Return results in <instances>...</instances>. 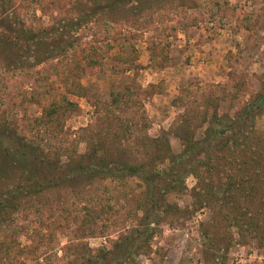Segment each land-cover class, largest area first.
Returning <instances> with one entry per match:
<instances>
[{"label":"rangeland","instance_id":"obj_1","mask_svg":"<svg viewBox=\"0 0 264 264\" xmlns=\"http://www.w3.org/2000/svg\"><path fill=\"white\" fill-rule=\"evenodd\" d=\"M110 3L111 0H10L9 16L0 23V27L3 24L14 31L20 27L17 21L35 30L59 28L48 33L47 44L31 49L24 58L6 46L0 47V129L5 127L23 141L24 137L38 140L51 161L48 167L86 162L82 155L89 143L78 139L81 129H96L98 114H104V108L110 105L111 94L126 86L137 93V102L122 114L138 124L136 135L141 133L139 128L144 122L150 140L146 147L139 143L137 148L121 152L133 163L152 160L159 154L154 139L168 140L171 148L179 151L183 145L178 134L189 131L195 138L202 136L206 126L202 114H209L208 120L215 114H242L247 103L261 94L264 0H142L112 10L106 8ZM85 10L90 14L74 30L75 20ZM65 22L70 23L69 28L60 27ZM56 44V58L33 63ZM153 48L159 53L155 61L151 60ZM83 52H90L99 61L81 72L84 94L77 96L67 92L64 79L61 74L55 77V71L62 62H69L70 55L81 58ZM120 54L127 60H122ZM16 58L26 63H12ZM180 95L185 96L184 103L173 105L172 100ZM63 97L75 102L76 109L66 112L61 133L38 139L34 131L28 130L30 122ZM252 110L258 115L262 107ZM259 127L264 131V119L259 120ZM118 156L119 151H114L113 157ZM194 182L188 175V187ZM102 185L96 180H81L73 186L47 189L35 199H23L21 210L12 212L14 224L54 235L52 239L48 235H35L30 240L21 237L20 243L31 250L28 255L18 256L14 264H82L80 253L74 251L76 246H87L93 252L103 246L110 248L135 221L133 213H129V202L122 201L116 223L104 235L76 238L73 231L78 223L64 211L68 207L72 212L76 200L82 202L89 193L100 194ZM175 200L181 208H191L188 194ZM210 217L207 207L168 217L151 240L149 255L139 256L140 264H264V242L260 245L248 235L247 242H237L235 229H229V221L221 215L211 226L219 238V247H211L200 234L201 223Z\"/></svg>","mask_w":264,"mask_h":264},{"label":"trees","instance_id":"obj_2","mask_svg":"<svg viewBox=\"0 0 264 264\" xmlns=\"http://www.w3.org/2000/svg\"><path fill=\"white\" fill-rule=\"evenodd\" d=\"M141 1L111 0L106 8L112 10L124 7L129 2ZM9 12L10 0H0V23L7 20ZM84 12L75 20L74 30L90 14L86 10ZM17 25L20 27L16 31L1 25L0 47L6 46L12 53L23 55V58L31 49L47 44L49 32L59 30L50 27L35 30L19 21ZM60 25L66 29L70 23ZM58 48L56 44L52 49H46L41 53L43 57H38L33 63L56 58ZM158 54L153 48L151 60L155 61ZM119 57L127 60L121 54ZM68 59L69 62H62L56 68L55 77L61 74L67 92L83 96L81 72L99 60L92 58L90 52H83L81 58L73 54ZM128 59L131 60L130 57ZM15 62L26 63L21 58H16L12 63ZM158 63L163 65L162 61ZM136 96L137 93L129 86L112 93L110 105L104 108V114H98L97 130L93 126L81 129L78 139L89 143V149L82 155L86 159L84 164L78 160L75 166L66 164L50 168L51 161H48L38 140L35 142L24 137L23 141L20 136L10 134L5 127L0 129V264H14L18 256L29 254L31 247L23 246L21 237L30 240L35 235L40 238L48 235L49 239L53 238V232L43 234L40 229L29 231L28 226L14 224L12 212L21 210L22 200L35 199L47 189L65 184L73 186L81 180H96L103 185L100 194L89 193L82 198V202L76 200L72 212L64 207V211L70 215L68 217L72 216V221L78 223L73 231L76 238L97 233L104 235L116 223L115 215L122 201L130 203L132 208L129 213L132 212L135 217L128 231L114 240L110 248L103 246L93 252L87 246H76L74 251L80 253L82 264H140L139 256L149 255L151 240L162 222L174 214L196 212L204 207L210 210L211 217L201 223L200 234L211 247H219V238L211 229L218 215L229 221V229H235L237 242H247V235L260 245L264 242V131L259 127V120L264 119V84L261 94L247 103L246 111L242 114H215L212 120H208L209 114H202L206 126L201 137L195 138L189 131L178 134L183 145L179 151H174L168 140L161 142L154 139L159 154L152 160L139 163L122 157V153L137 148L139 143L146 147L149 140L144 122L141 124L143 127L139 128L141 133L136 135L138 124L133 118L122 114L135 106ZM184 99L185 96H177L172 104L176 105L179 101L184 103ZM259 106L262 107L261 113L252 114V109ZM76 107L77 104L66 97L55 100L45 108L44 114L30 122L28 130L34 131L40 140L46 135H57L62 132L66 112ZM183 116L187 120V115ZM3 139L10 140H5V144ZM114 151H119L120 156L113 157ZM188 175L195 179L191 187L186 184ZM185 194L191 198V208H181L175 200ZM173 196L175 199L171 201ZM33 206L39 212L38 206ZM230 237L233 238L232 234Z\"/></svg>","mask_w":264,"mask_h":264}]
</instances>
